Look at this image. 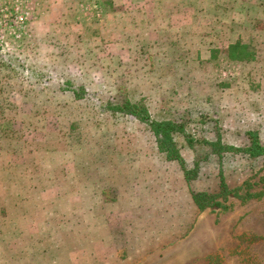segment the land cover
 I'll return each instance as SVG.
<instances>
[{
  "label": "rangeland",
  "instance_id": "obj_1",
  "mask_svg": "<svg viewBox=\"0 0 264 264\" xmlns=\"http://www.w3.org/2000/svg\"><path fill=\"white\" fill-rule=\"evenodd\" d=\"M127 102L183 124L196 179ZM248 132L264 144V0H0V264H264V196L192 200L264 192V159L208 144Z\"/></svg>",
  "mask_w": 264,
  "mask_h": 264
},
{
  "label": "trees",
  "instance_id": "obj_2",
  "mask_svg": "<svg viewBox=\"0 0 264 264\" xmlns=\"http://www.w3.org/2000/svg\"><path fill=\"white\" fill-rule=\"evenodd\" d=\"M228 60L231 62H251L256 58V53L253 48L243 44L241 41H237L229 46ZM117 112H124L133 115L135 118L150 126L152 133L155 135L158 143L159 151L166 155L168 161L178 162L184 172L185 179L190 182L198 177V166L194 170H189L185 159L181 154L180 148L176 145L174 140L175 134H184L185 130L183 124H177L173 121H155L152 120L148 107L144 102L132 104L130 102L124 103L114 108ZM249 145L244 148H235L232 146L224 145L220 140L216 142H210L214 154L223 153H240L245 154L253 159H264V144L261 142L259 134L257 132H248ZM187 142L193 145V142L189 138ZM221 184L219 191L215 193L198 192L192 193V198L197 208L204 212L208 208L222 206V203L228 201L230 196L247 201L251 198L259 199L264 196V192H258V194H246L241 196L240 188L232 189L228 186L223 177H221ZM224 200V201H223Z\"/></svg>",
  "mask_w": 264,
  "mask_h": 264
},
{
  "label": "crops",
  "instance_id": "obj_3",
  "mask_svg": "<svg viewBox=\"0 0 264 264\" xmlns=\"http://www.w3.org/2000/svg\"><path fill=\"white\" fill-rule=\"evenodd\" d=\"M159 149V148H158ZM163 154V153H162ZM168 161V160H167ZM170 163H174L175 161H169ZM185 177V176H184ZM192 200H193V198H192Z\"/></svg>",
  "mask_w": 264,
  "mask_h": 264
}]
</instances>
